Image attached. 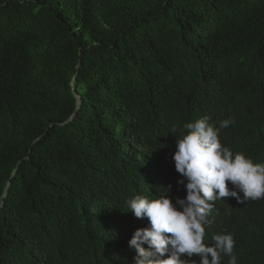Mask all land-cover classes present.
I'll list each match as a JSON object with an SVG mask.
<instances>
[{
	"label": "trees",
	"instance_id": "16d2710c",
	"mask_svg": "<svg viewBox=\"0 0 264 264\" xmlns=\"http://www.w3.org/2000/svg\"><path fill=\"white\" fill-rule=\"evenodd\" d=\"M204 116L264 163V0H0V264H133L127 201ZM221 232L264 264V198Z\"/></svg>",
	"mask_w": 264,
	"mask_h": 264
},
{
	"label": "clouds",
	"instance_id": "9594fccd",
	"mask_svg": "<svg viewBox=\"0 0 264 264\" xmlns=\"http://www.w3.org/2000/svg\"><path fill=\"white\" fill-rule=\"evenodd\" d=\"M204 116L184 124L172 153L174 170L156 189L127 201L136 218L148 226L133 229L128 241L133 264H238L230 232L210 234L226 211L228 200L264 198V163L223 146L219 136L234 117L218 127ZM176 132L175 129L172 131ZM147 245V247H142Z\"/></svg>",
	"mask_w": 264,
	"mask_h": 264
}]
</instances>
